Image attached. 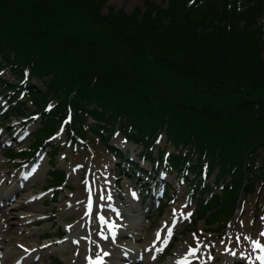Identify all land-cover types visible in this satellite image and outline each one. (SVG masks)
I'll return each instance as SVG.
<instances>
[{"label": "trees", "instance_id": "16d2710c", "mask_svg": "<svg viewBox=\"0 0 264 264\" xmlns=\"http://www.w3.org/2000/svg\"><path fill=\"white\" fill-rule=\"evenodd\" d=\"M104 1L0 0V71L8 69L18 84L27 77L43 86L0 79V95L26 90L40 126L33 149L67 111L71 145L92 136L111 149L116 130L151 165L162 164L165 150L173 149L167 169L204 192L197 219L224 230L264 178L257 166L264 153V40L239 25L253 22L251 11L263 2L174 0L166 10L146 2L141 16L119 11L102 17ZM226 14L228 35L217 29ZM172 75L176 84L190 86L191 98L160 91ZM50 101L55 105L45 111ZM24 105L17 103L14 114L24 116ZM162 131L165 147L154 156ZM55 147L52 160L60 151ZM204 170L207 178L216 172L212 185L201 183ZM52 180L61 185L64 174L56 171Z\"/></svg>", "mask_w": 264, "mask_h": 264}, {"label": "rangeland", "instance_id": "374dc122", "mask_svg": "<svg viewBox=\"0 0 264 264\" xmlns=\"http://www.w3.org/2000/svg\"><path fill=\"white\" fill-rule=\"evenodd\" d=\"M173 1L106 0L99 9V15L109 17L110 12L121 11L127 16L130 14L141 16L144 14L146 2L166 10L169 9V4ZM186 1L183 0V2ZM241 1L243 3L245 0ZM261 2L263 4L259 10L252 9L251 11L254 21L247 24L246 21L242 20L239 25L249 28V36L261 35L264 40V33L261 31L262 28L264 32V0ZM248 4L251 3L248 2ZM225 16V19L220 16L221 22L219 24L215 22V24H218V30L223 28L225 34L228 35L226 22L231 16L229 14ZM232 26L234 27V25ZM263 52L260 53L262 57L264 56ZM0 78L11 82L12 85L16 82L9 77L7 71L2 72ZM167 80L169 86L160 89L162 93L191 98L189 97L190 86L187 83L176 84V76L173 75L167 77ZM30 84L36 89L42 87L41 83L35 79ZM175 86H179V92ZM206 99L207 97H205ZM213 99L218 102V95L214 94ZM8 106L7 102L0 98V124H6L4 128H0V198L5 196V201L0 200V223H2L0 235L9 234L8 237H4V241L0 244V261L3 259V263L6 259L8 261L6 264H11V260L17 258L15 263L21 262L22 264H84L83 262H73L71 252L61 253V250L58 249L59 246L55 247V244H59L68 236L65 233L66 229L71 228V239L77 240L81 237L79 235L82 234H79V230L83 228L85 218L95 222V227L84 229L82 236H85L92 245L105 247L115 255L114 246L106 239H99L101 230L107 228V224H99L101 219H105L100 204L93 205L92 203V197L94 192L98 190L99 181L111 186L110 199H112L113 204L120 206L129 216L135 215L141 222L138 226V236L134 242L138 252L130 255L132 264H172L171 260L176 253L183 252L187 248L190 250L197 247H199V251L195 255H191L186 264H255L254 259L259 260L258 257L264 255L259 249H253V241H259L264 246V236L261 235L264 233V178L258 183L256 192L243 200V209L237 213L223 236L219 238L213 236L211 232L204 233L206 227L202 221L194 223L193 212L196 209V198L194 196L191 199L188 197L187 187L181 182L180 176H175V173L166 174L161 170L156 178L159 180L157 185L161 186V183L165 182L170 186L168 193L172 197L162 214H158V210L149 211V208L146 209L148 204L142 207L145 210L137 213L127 203V197L133 190H138L141 184L144 188L145 185L154 182L147 179L149 163L140 162L145 173H140V177H137L134 175L136 173L134 168L127 171L128 165L125 161L118 162L97 139L89 138V141L78 144L76 148L65 146L57 158L59 165L67 171L71 191H59L58 199L53 203L49 201L51 193L41 191L45 188L47 179L45 173L48 170L45 154L51 144L37 151L30 160H9L6 158L8 154L5 150L7 149L26 150L30 145L32 134L38 128L36 121L33 123L30 118L19 120L20 118L12 117ZM25 107L28 108L29 112L34 110L29 103ZM19 134H22L20 139H18ZM49 141L63 142L62 133L57 132ZM108 145L126 152V156L137 163L136 155L140 149H137L135 145L125 143L120 136H111ZM159 147H162V143ZM261 164L264 168V153H260L258 157L257 166ZM29 169L35 171L31 178L24 175V171ZM215 175L216 172L206 182L213 184ZM21 176L29 180L23 187L16 185ZM161 177L164 178L163 181L160 179ZM160 190L161 188L157 187V190L152 192L156 194ZM116 194L120 201L116 199ZM132 197L137 199L135 196ZM201 197L203 194L199 193L198 198ZM46 201L50 203H45ZM155 201L156 198L153 197L147 202L152 207L156 206ZM136 206L135 204L134 207ZM78 226L79 228H77ZM168 229L173 231L170 240ZM45 234L48 237H45ZM129 234L131 233L120 236L119 241L123 242V245H126L127 241L132 242V240L127 239ZM156 235H158L160 243H157L156 246L158 252L152 255L150 249L155 246V243L152 242ZM242 242L247 245L243 247ZM41 247L48 248L41 250ZM80 248L82 252L79 254L89 258V250L86 248V244L83 243L78 250ZM243 250L248 251L251 256L245 255ZM33 254L38 255L34 257ZM73 254H76L75 251ZM109 262L111 261L109 260ZM256 264L261 263L256 262Z\"/></svg>", "mask_w": 264, "mask_h": 264}, {"label": "bare ground", "instance_id": "6f19581e", "mask_svg": "<svg viewBox=\"0 0 264 264\" xmlns=\"http://www.w3.org/2000/svg\"><path fill=\"white\" fill-rule=\"evenodd\" d=\"M19 180L17 181L16 185L18 186ZM27 183L26 180L21 182V186H24ZM100 186L99 191H95L94 193V203H100L101 206H104L105 208H109L110 211H102L105 214V222L112 223V225L108 229H102L101 231V238L106 239L109 241V243L114 246L115 255H113L112 252L108 251L105 247L102 248V250L96 251L95 247L89 248V255L91 256L90 260H87L83 255L80 254H73L76 248V244L74 243L73 239L70 237H66L60 245H58V249H60L61 253H69L71 252L72 260L73 262H83L84 264H93V262L99 261L100 264H126L125 261H127V264H132L131 260H126L124 257H128V253H136L137 248H135V239L138 236V226L140 225V220L134 216H129L123 209L120 207H115L114 204L111 203L109 199H107V193L110 192V188L106 185H103L100 181L98 183ZM0 200L5 201V196H2ZM131 200V198H130ZM26 204V202H25ZM136 203H130V207H134ZM118 217L124 218V222H119ZM128 217V219H127ZM84 226H92V223L89 222V220L83 221ZM100 224H103V222H100ZM2 223H0L1 228ZM129 234L128 240H132V242L127 241L126 245H123V242L119 241V238L123 234ZM9 234H6L4 236L0 235V244L4 241L6 237H8ZM5 237V238H4ZM86 240V238L84 239ZM247 244L242 242V246L245 247ZM46 248H42L41 250H45ZM94 248V249H92ZM155 249V248H154ZM108 253V255H104V253ZM189 250H185L183 252L176 253V256L171 260V262H182L186 263L190 256L188 255ZM154 254L157 253V249L153 251ZM243 253L247 256H251V254L247 251L243 250ZM153 254V255H154ZM38 254H33V256H37ZM15 259V258H14ZM13 259V260H14ZM129 259L130 256H129ZM11 260V262L13 261ZM109 260L111 262H109ZM8 263V261L5 259L4 264ZM10 263V262H9Z\"/></svg>", "mask_w": 264, "mask_h": 264}, {"label": "snow or ice", "instance_id": "6c2138e0", "mask_svg": "<svg viewBox=\"0 0 264 264\" xmlns=\"http://www.w3.org/2000/svg\"><path fill=\"white\" fill-rule=\"evenodd\" d=\"M109 199H110V197H109ZM174 212H175V210H174ZM168 234H169V236L172 235L171 229H168ZM261 235L264 236V233H261ZM237 239H239V238H237ZM246 239H247V237H246ZM253 249L254 250L259 249L262 253H264V246H262L259 241H253ZM25 251H27V249H25ZM198 251H199V247H197L196 249H190L189 254L195 255L196 252H198ZM104 255H108V253L105 252ZM233 255H235V253H233ZM258 259L261 261V264H264V255L259 256ZM93 264H100V262L96 261V262H93Z\"/></svg>", "mask_w": 264, "mask_h": 264}]
</instances>
